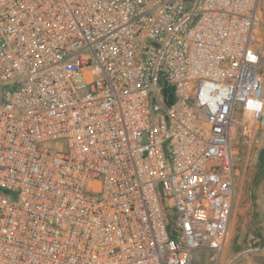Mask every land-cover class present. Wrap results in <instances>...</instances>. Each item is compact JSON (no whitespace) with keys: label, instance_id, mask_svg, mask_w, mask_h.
Instances as JSON below:
<instances>
[{"label":"built area","instance_id":"obj_1","mask_svg":"<svg viewBox=\"0 0 264 264\" xmlns=\"http://www.w3.org/2000/svg\"><path fill=\"white\" fill-rule=\"evenodd\" d=\"M261 9L0 0V264L218 262L264 144Z\"/></svg>","mask_w":264,"mask_h":264},{"label":"rangeland","instance_id":"obj_2","mask_svg":"<svg viewBox=\"0 0 264 264\" xmlns=\"http://www.w3.org/2000/svg\"><path fill=\"white\" fill-rule=\"evenodd\" d=\"M261 7L264 27V0H261ZM234 168L235 201L221 258L215 262L210 259L209 252H199L194 256V264H264V144L258 147L240 145Z\"/></svg>","mask_w":264,"mask_h":264}]
</instances>
